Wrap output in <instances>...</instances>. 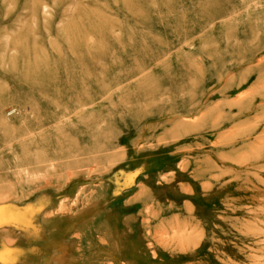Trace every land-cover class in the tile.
I'll return each mask as SVG.
<instances>
[{
	"label": "rangeland",
	"instance_id": "374dc122",
	"mask_svg": "<svg viewBox=\"0 0 264 264\" xmlns=\"http://www.w3.org/2000/svg\"><path fill=\"white\" fill-rule=\"evenodd\" d=\"M0 264H264V0H0Z\"/></svg>",
	"mask_w": 264,
	"mask_h": 264
}]
</instances>
